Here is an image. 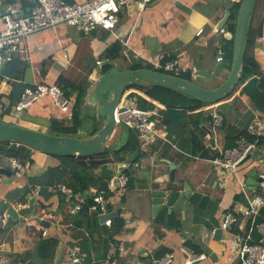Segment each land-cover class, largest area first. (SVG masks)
<instances>
[{"label":"crops","instance_id":"obj_1","mask_svg":"<svg viewBox=\"0 0 264 264\" xmlns=\"http://www.w3.org/2000/svg\"><path fill=\"white\" fill-rule=\"evenodd\" d=\"M65 1L83 3L87 0ZM37 2L0 0V30L4 27L3 15L7 6L19 3L22 8L20 15L25 16ZM238 5L234 0H156L143 11L137 6L123 9L120 24L114 32L99 28L85 33L59 25L28 36L22 40L19 53L4 66L5 78L0 85V121L55 133L52 131L53 123H68L72 118L76 105L74 99L79 94L77 86L84 84L87 94L93 88L92 83L104 74L105 66L114 68L126 61L132 65L129 52L141 58L143 66L147 64L156 68V65L176 61L181 73L190 74L196 84L208 87L214 82L219 85L231 70L230 62H218V58L223 57L220 47L230 44V18L237 13ZM227 11L230 12L227 31L218 30ZM263 17L264 0L254 24L256 32ZM200 30L203 33L198 36ZM256 42V58L264 69L263 46L261 41ZM118 43L123 49L121 57L116 48ZM196 71L212 73L214 78L196 77ZM60 81L65 83V91L74 92L72 111L61 112L49 96L24 111L16 110L26 89L39 84L58 85ZM141 95L158 107L161 139L152 145H141L147 156L138 163L133 166L116 164L113 168L115 176L127 168L133 175L132 182L124 191L119 187L110 188L112 195L105 199V214H111V220L119 215L124 222L121 233L109 241L111 227L105 225L108 229L104 232L100 214L94 207L89 206L87 216L83 217H80L81 211L73 212L83 196L73 195L69 188V194L56 190L57 185L67 186V176L77 167L76 163H65L56 156L16 144L17 150L28 153L32 164H21L23 171L18 172L11 163L14 158H4L0 154V167L11 172L0 174V264H56L59 250H62L61 264H64L66 251L71 248L83 256L81 264H107L112 245L122 246L124 251L117 254L110 264H155L168 254L174 255L171 264H188L190 255L203 257L192 264H240L231 245L236 237L220 227L225 213H239L248 205L242 184L249 197L264 194L260 185L253 190L247 182V174L252 169L257 168L258 174H262L264 166L260 161L264 150L256 151L251 158L252 163L240 167L237 178H230L225 188L220 186L212 162L222 157L225 150L236 146L232 136L249 133L257 120L264 121V116L260 117L239 89L219 103L206 107L203 110L205 115L201 117L179 110L176 114L165 115L162 113L165 106L143 93ZM156 96L163 99L158 93ZM124 101H129L128 94ZM82 107H89L94 122L88 125L83 121L74 136L88 138L94 127L102 123L94 108L85 101ZM213 109L224 118L221 128H214L213 121L209 119ZM166 120L170 124L165 123ZM119 131L121 127L113 141L124 143L127 135ZM153 146H156L155 150ZM2 147L6 146L0 144ZM90 164L87 162V167L92 166ZM101 172L102 168H97L94 174L100 175ZM185 185L211 197L204 209L191 206L188 212L180 213L163 205L154 211L153 192L184 191ZM89 195L92 199L96 197L97 189L92 187ZM32 198L36 199V216L49 224L48 228L42 227L47 232L45 237L26 226L27 218H20L9 228H4L7 211L11 207H27L28 199ZM108 205L111 206L110 211L107 210ZM176 224L178 227H173ZM42 238L58 240L53 259L40 256L38 243Z\"/></svg>","mask_w":264,"mask_h":264},{"label":"built area","instance_id":"obj_2","mask_svg":"<svg viewBox=\"0 0 264 264\" xmlns=\"http://www.w3.org/2000/svg\"><path fill=\"white\" fill-rule=\"evenodd\" d=\"M151 1L87 0L83 3H69L65 0H38L29 14L25 16L20 15L22 8L19 3L7 6L3 15L4 27L0 30V85L5 78L3 75L5 64L10 63L14 56L19 53L22 40L28 36L59 25L74 27L85 33L99 28L114 32L120 24V14L123 9L137 6L140 11H143ZM234 1L239 2V0ZM202 33L203 30H200L198 36ZM223 60L222 56L218 58V62ZM155 67L157 69L161 68L169 74L173 73L174 76L181 74L176 61L165 63L163 66L156 65ZM47 96L53 99L54 105L61 112L72 111V100L66 97L59 86L44 84L26 89L15 108L19 112L24 111ZM121 108L124 111L118 113L119 124L135 131L142 146L152 145L158 139H161L158 131V125L161 123L158 110L147 111L139 109L130 100L124 101ZM211 117L214 128H221L224 118L215 109L212 110ZM248 134L253 138L252 140L241 137L235 147L225 150L222 157L216 158L212 162L219 176V184L223 188L228 186L230 178H237L239 165L249 152L254 154L258 150H264V121L257 120L255 127ZM11 163L18 172L23 171V166L16 160L12 159ZM261 163L264 166V160ZM262 171L260 177L264 180V168ZM114 178L118 179L119 189L124 191L128 185L127 176L120 172ZM114 178L109 181L110 188H114ZM241 186L243 193L248 198V205L239 213H225L220 229L236 237V240L232 241L231 245L234 246V251L240 264H264V194L249 197L247 189L244 188L243 184ZM260 189L264 193V181L260 184ZM56 190L62 194L70 193L65 185H57ZM93 200L101 205L102 211L105 213L106 202L103 193H98ZM86 201V197H80L78 204L73 208V212L81 211ZM111 224V219L105 222L107 227H111ZM26 226L33 228L35 232L41 233L43 237L47 236V232L39 223L29 220ZM212 233H215V231ZM123 251L124 248L122 246L116 247L112 245L106 263L114 262L115 256L117 254L121 255ZM173 259L174 255L168 254L158 259L155 264H171ZM201 259L203 257L190 255L187 261L188 264H192ZM82 261L83 256L77 249L71 248L66 251L64 264H81Z\"/></svg>","mask_w":264,"mask_h":264},{"label":"water","instance_id":"obj_3","mask_svg":"<svg viewBox=\"0 0 264 264\" xmlns=\"http://www.w3.org/2000/svg\"><path fill=\"white\" fill-rule=\"evenodd\" d=\"M155 1L152 0L150 4ZM257 2L258 0H239L235 32L231 38V40H234L233 47L227 43L220 47L223 59L231 63V70L228 76L219 85H215L214 88H205L179 76L146 68L120 70L114 67L92 83V90L87 92L84 98L86 104L94 108V113L100 118L102 123V127L93 136L88 138L65 137L0 121V142L22 145L56 157H91L101 155L109 150L115 133L121 127L118 113L124 111L121 105L124 102L128 88L138 84L166 87L205 104L221 101L233 89L239 88L240 93L249 99L254 110L264 116V92L258 87L257 79L255 77L250 78L241 84L245 52L252 27V16ZM229 16L230 12L227 11L225 17L220 21L218 30L227 31L226 24ZM257 40L261 41L264 50V17L260 20L257 29ZM128 56L133 66H143V60L137 58L136 54L129 52ZM194 75L204 79L214 78L212 73L205 71H196ZM252 154L249 152L239 167L245 166L253 158L254 154ZM261 160H264V154ZM10 173L9 170L0 167L1 175ZM247 175L249 177L247 182L252 186L253 190H256L257 185L264 181L258 174L257 168L249 171ZM114 187H119L117 178H114ZM184 188V191L153 192L154 211L165 205L177 212L186 213L191 206L204 209L211 199V197L200 191H193L188 185H185ZM28 203L29 205L25 208L16 209L11 207L7 211L8 219L4 224V228H9L20 218H27L30 221L39 223L41 227L48 228V222L42 221L35 214L36 199H28ZM88 205L94 207L100 214L101 223L103 224L102 228L106 233L108 228L105 226V222L111 218V214H105L101 205L97 204L92 198L88 199ZM61 259L62 250H59L56 264H61Z\"/></svg>","mask_w":264,"mask_h":264},{"label":"trees","instance_id":"obj_4","mask_svg":"<svg viewBox=\"0 0 264 264\" xmlns=\"http://www.w3.org/2000/svg\"><path fill=\"white\" fill-rule=\"evenodd\" d=\"M262 6H263V0H258L256 9L252 16V27L245 52V58L243 64V80L241 84H243L245 81L249 80L250 78L255 77L257 79L258 87L260 88V90L264 92V69L256 58L255 50L257 47V42H256L257 32L254 28L255 21ZM238 9H239V5H238ZM236 19H237V13L233 14L230 18L229 30L232 34H234L235 32ZM233 44H234V40H231L230 46L233 47ZM116 48L119 49V57H121L120 53L123 50L121 48V45L119 43L116 44ZM138 68H146L154 71L167 73L162 69L153 68L151 66L135 67L132 65L131 69H138ZM111 69H112V65H107L103 73L105 74ZM172 75L174 74L172 73ZM179 77L194 82L190 74L181 73ZM57 86H59L62 90H64L63 92L65 93L66 97H68L72 101L75 100L76 102L75 101L74 102L76 105L73 109L72 118L70 122L53 123L52 131H54L55 133L52 134L65 136V137L80 138L74 136V134L77 132L78 128L83 125L84 120L81 114L82 113L81 107L84 102V98L86 96V89H84L83 85L77 86L76 90L79 94L74 99L72 96L74 92L67 90L65 91L64 89L65 83L60 81L58 82ZM214 86L215 83L212 82L210 85H208V87L205 88H214ZM238 89L239 88L233 89L232 92L226 95L222 100L226 99L231 94L238 91ZM141 93L151 98L153 101L159 102L160 104L165 106L166 109L162 111V113L165 115L166 113H168L169 115L176 114V111L179 110L184 114L186 112H191L192 114L195 113L194 115H198V117H201L205 115V111L203 110L206 107L220 102L218 101L215 103L205 104L188 95L161 86L158 87L147 86L143 84L130 86L126 92V94H128V99L134 102L137 108L147 111L158 110V107L149 100L145 99V97L142 96ZM157 93L163 96V99L158 98L156 96ZM209 119L212 120V117L210 115H209ZM167 120H169V118H167ZM167 120L165 121V123L170 124L169 121ZM99 129L100 128L98 127H94L93 132L90 134V137L96 134L99 131ZM198 129L202 131V128L198 127ZM119 132L126 134L127 140L124 143H120V142L117 143L118 141L114 140L109 150L101 155L91 156V157L58 156V158H61L65 163L71 162L77 164V167H74V169L68 174L66 179V185L68 186V188L70 189L73 195H81L83 197L87 196L89 198L90 189L92 187H95L97 189V193H103L104 198L108 199L112 195L109 181L115 177L116 172L114 171L113 168L116 166V164H121V165L129 164L133 166L134 164L138 163L142 158L147 156V154H145L142 151V147H141L142 144L138 138V134L135 131L130 130L127 127L121 126V131ZM119 134L120 133H118V135ZM244 136H246L249 140L253 139L248 133L241 132L239 135L236 134L232 136L234 137L233 138L234 146L236 145L237 141ZM0 144L6 146L0 148V154L4 158H14L22 165L32 164V159L28 155V153L17 150L15 148L16 144H12V147H10L11 143L0 142ZM20 147L26 148L25 146L22 145H20ZM152 149L155 150L156 146H153ZM87 162L91 163L90 165L92 166L87 167L86 165ZM97 168H102V172L100 175L94 174V171ZM130 171L131 170L128 168L123 170V173L128 178V185L133 180V175L131 174ZM110 209L111 206L108 205L107 210L110 211ZM88 211H89V205L87 199L86 204L83 206L81 210L80 217L87 216ZM111 222H112L111 228L108 231L109 241L113 240V238L116 235L120 234L124 227V222L119 217V215L113 217ZM173 227L177 228L178 224L174 225ZM5 231L7 230H2L1 232H5ZM58 245L59 242L56 239L42 238L38 243V250L40 256L44 259H53L55 252L58 248Z\"/></svg>","mask_w":264,"mask_h":264},{"label":"rangeland","instance_id":"obj_5","mask_svg":"<svg viewBox=\"0 0 264 264\" xmlns=\"http://www.w3.org/2000/svg\"><path fill=\"white\" fill-rule=\"evenodd\" d=\"M147 67L151 66V65H147ZM153 67V66H151ZM117 68H119L120 70H127V69H130L132 70V65L128 63V61H126L125 63H121ZM154 68V67H153ZM106 69V66L104 67L103 71ZM80 85H84V84H80ZM89 107H81V110H82V118L83 120L85 121V124H88V125H92L93 122H94V119L93 117L91 116V111H89L88 109ZM95 127H98V128H101V124H98V126H95ZM252 160H250L246 165H249L251 164Z\"/></svg>","mask_w":264,"mask_h":264}]
</instances>
